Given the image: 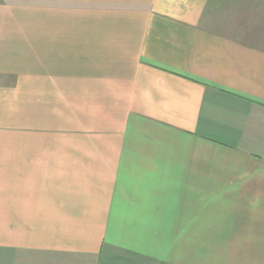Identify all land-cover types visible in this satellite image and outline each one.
Here are the masks:
<instances>
[{
  "label": "crops",
  "instance_id": "0c3cea01",
  "mask_svg": "<svg viewBox=\"0 0 264 264\" xmlns=\"http://www.w3.org/2000/svg\"><path fill=\"white\" fill-rule=\"evenodd\" d=\"M0 252L264 264V0H0Z\"/></svg>",
  "mask_w": 264,
  "mask_h": 264
},
{
  "label": "rangeland",
  "instance_id": "374dc122",
  "mask_svg": "<svg viewBox=\"0 0 264 264\" xmlns=\"http://www.w3.org/2000/svg\"><path fill=\"white\" fill-rule=\"evenodd\" d=\"M0 264H25V263H24V258H22L20 255L13 256L10 259L7 254H3L2 252H0ZM35 264H38V263H35ZM86 264H87V261H86Z\"/></svg>",
  "mask_w": 264,
  "mask_h": 264
}]
</instances>
